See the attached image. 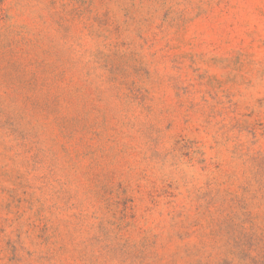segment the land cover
Returning a JSON list of instances; mask_svg holds the SVG:
<instances>
[{"label":"rangeland","instance_id":"374dc122","mask_svg":"<svg viewBox=\"0 0 264 264\" xmlns=\"http://www.w3.org/2000/svg\"><path fill=\"white\" fill-rule=\"evenodd\" d=\"M0 264H264V0H0Z\"/></svg>","mask_w":264,"mask_h":264}]
</instances>
